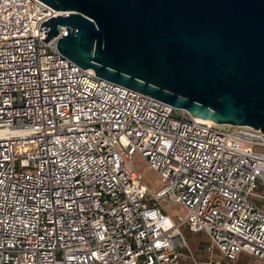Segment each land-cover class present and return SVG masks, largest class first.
<instances>
[{"label":"built area","instance_id":"2783aa9c","mask_svg":"<svg viewBox=\"0 0 264 264\" xmlns=\"http://www.w3.org/2000/svg\"><path fill=\"white\" fill-rule=\"evenodd\" d=\"M59 14L0 0V264L196 263L186 230L206 237V254L264 259V132L74 64L58 49L66 27L43 41L42 23Z\"/></svg>","mask_w":264,"mask_h":264},{"label":"water","instance_id":"95a60500","mask_svg":"<svg viewBox=\"0 0 264 264\" xmlns=\"http://www.w3.org/2000/svg\"><path fill=\"white\" fill-rule=\"evenodd\" d=\"M46 43L194 117L264 132V0H40Z\"/></svg>","mask_w":264,"mask_h":264},{"label":"rangeland","instance_id":"374dc122","mask_svg":"<svg viewBox=\"0 0 264 264\" xmlns=\"http://www.w3.org/2000/svg\"><path fill=\"white\" fill-rule=\"evenodd\" d=\"M134 164L136 169L143 174L145 181L151 188H158L160 186L159 183L161 182V179L159 175L148 167L141 156H135ZM164 205L172 217H176L177 215H186V210L181 204L165 203ZM190 247L195 255L196 263L193 260H189L188 264H208L211 261V258L214 261H219L220 264H264V259H254L248 254H241L235 262L229 263L224 260V256L218 249H215L213 254H206L198 250V248H194L192 245H190Z\"/></svg>","mask_w":264,"mask_h":264},{"label":"crops","instance_id":"0c3cea01","mask_svg":"<svg viewBox=\"0 0 264 264\" xmlns=\"http://www.w3.org/2000/svg\"><path fill=\"white\" fill-rule=\"evenodd\" d=\"M185 235L189 241V244L192 245L194 248H198V250H200L201 246L203 244H205L207 241V239L204 235L194 234V233L190 232L189 230L185 231ZM211 260H213V259L211 258ZM224 260L227 261L226 259H224ZM229 263H233V262H229Z\"/></svg>","mask_w":264,"mask_h":264},{"label":"bare ground","instance_id":"6f19581e","mask_svg":"<svg viewBox=\"0 0 264 264\" xmlns=\"http://www.w3.org/2000/svg\"><path fill=\"white\" fill-rule=\"evenodd\" d=\"M197 118H199V119H201V120H204V121H211V120H209V119H205V118H201V117H197Z\"/></svg>","mask_w":264,"mask_h":264}]
</instances>
